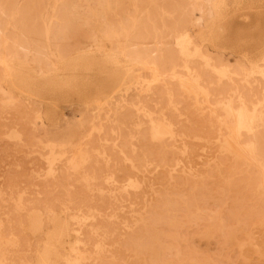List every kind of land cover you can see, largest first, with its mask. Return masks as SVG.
I'll list each match as a JSON object with an SVG mask.
<instances>
[{"label": "rangeland", "instance_id": "1", "mask_svg": "<svg viewBox=\"0 0 264 264\" xmlns=\"http://www.w3.org/2000/svg\"><path fill=\"white\" fill-rule=\"evenodd\" d=\"M35 1L44 63L0 44V264H264V0Z\"/></svg>", "mask_w": 264, "mask_h": 264}, {"label": "bare ground", "instance_id": "2", "mask_svg": "<svg viewBox=\"0 0 264 264\" xmlns=\"http://www.w3.org/2000/svg\"><path fill=\"white\" fill-rule=\"evenodd\" d=\"M15 1L16 0H0V35H2L3 36V33H2V31H3V26H5V22H6V24H7V21H5V20H7L6 18H7V16H9L10 15V11L12 10H10L9 11V9L13 6V5H15ZM34 1L35 0H29V1H26V5H25V7L23 6V8H20V10H21V12H19L20 13V15H17V16H20L19 18H18V21L14 24L15 25V27H13V30L10 32L11 34H10V36L6 39H1L2 40V42L0 43L2 46L1 47H3V49H5L6 51H7V53H12V54H15L16 56L19 54V53H21V52H24L23 54H25V56H27V55H35V57H36V59L40 62V64H41V62H43L44 63V61H43V58L45 57V55H46V50H45V47L44 46H42L43 45V43L41 44V40L40 39H38L37 37H35V35H37V33L39 34V31L38 30H36L37 28H39V29H42L43 30V28L42 27H39V23H37V21H36V23L38 24H36L37 26H35V24H34V22L32 23V19H31V15L30 14H32V13H30V9H32V8H37V6H35V7H33L35 4H34ZM37 1V0H36ZM35 1V2H36ZM149 1V0H148ZM162 1H164V0H162ZM162 1H161V3H162ZM168 1V0H167ZM174 1H177V0H174ZM183 1L184 0H182V3H183ZM38 2V1H37ZM36 2V3H37ZM195 1L193 0V2L192 3H194ZM205 2H207V1H205ZM23 3V2H22ZM22 3H21V6H22ZM38 3H40V1L38 2ZM139 3V2H138ZM141 3V2H140ZM148 3V2H147ZM178 3V2H177ZM179 3H180V1H179ZM178 3V5L180 6L181 4H179ZM187 3V2H186ZM191 2L189 1V3H188V5H186L185 3V5L188 7L189 6V4H190ZM25 4V3H24ZM142 4H143V2H142ZM163 4V3H162ZM172 4H174V3H172ZM184 4H182V6L184 5ZM195 4V3H194ZM40 5H41V3H40ZM144 5V4H143ZM149 5V4H148ZM151 5V4H150ZM149 5V6H150ZM198 5V4H197ZM137 6H139V5H137ZM175 6V5H174ZM195 6V5H194ZM42 7V6H41ZM143 7V6H142ZM185 7V6H184ZM184 7H182L183 9H184ZM186 7V8H187ZM192 6H191V4H190V8H191ZM196 7V6H195ZM40 8V7H39ZM139 8V7H138ZM144 8V7H143ZM175 8H177V7H175ZM185 8V9H186ZM140 9H141V6H140ZM139 9V10H140ZM145 9V8H144ZM178 9V8H177ZM187 9H189V8H187ZM196 9V8H195ZM199 9H200V7H199ZM203 9H204V7H203ZM19 10V9H18ZM41 10H42V8H41ZM148 10V9H147ZM180 11H181V9H179ZM178 10V11H179ZM196 10H198V9H196ZM196 10H193L192 11V9H191V11H192V14L191 15H193L194 14V16H197V14H198V11H196ZM34 11V10H33ZM143 10H141V12H142ZM177 11V12H178ZM188 11H190V10H188ZM190 11V12H191ZM203 10L201 9V12H202ZM40 12V11H39ZM148 12V11H147ZM167 12V11H166ZM170 12V11H169ZM182 12V11H181ZM180 12V13H181ZM185 12V11H184ZM205 12V11H204ZM19 13H17V14H19ZM35 13V12H34ZM140 12H138V14H139ZM187 13V15H188V13L189 12H186ZM206 13V12H205ZM133 14H134V11H133ZM142 14H144L143 12H142ZM149 14H151V13H149ZM156 14V13H155ZM33 15V14H32ZM38 15H39V13H38ZM162 15L164 16V14L162 13ZM182 15V17L185 15H183V14H181ZM181 15H180V17H181ZM200 15V14H199ZM198 15V16H199ZM34 16V15H33ZM140 16V15H139ZM150 16H152V15H150ZM157 16V15H156ZM160 16V15H159ZM162 16V17H163ZM178 17H179V15H177ZM176 16V17H177ZM201 16V15H200ZM202 16H203V13H202ZM37 17H40V16H37ZM154 16H152V18L151 19H154L153 18ZM161 17V18H162ZM166 17V16H165ZM177 17V18H178ZM179 17V18H180ZM180 18V19H184V18ZM189 17V16H188ZM33 18V17H32ZM42 18V17H41ZM149 18V17H148ZM157 17H155V20L157 21V19H156ZM159 18V17H158ZM161 18H159V19H161ZM176 18V19H177ZM198 19H199V17H197ZM12 20H13V18H12ZM31 20V21H30ZM162 20V19H161ZM179 20V19H178ZM187 20V21H186ZM186 20H183L184 22L186 21V22H188V19H186ZM191 20V19H190ZM194 20L195 19H193V22H194ZM200 20V19H199ZM155 21V22H156ZM173 21V20H172ZM182 21V20H181ZM180 21V23H183V21L181 22ZM38 22H39V20H38ZM140 22H142V21H140ZM154 21H152V23H153ZM154 22V23H155ZM163 22H164V18H163ZM175 22H177V20H175ZM190 22H192V20L190 21ZM157 23H159V20L157 21ZM166 23H168V22H166ZM165 23V25H167ZM141 24H143V22L141 23ZM164 24V23H163ZM177 24H178V22H177ZM187 24V23H186ZM153 25V24H152ZM161 25V24H160ZM164 25V26H165ZM169 25V24H168ZM181 25H183V24H181ZM179 26V24H178V29H179V27L181 28H183V26ZM41 26V25H40ZM137 26H140V25H137ZM155 26H157V24L155 25ZM171 26V25H170ZM10 27V26H9ZM129 27V26H128ZM143 27V29L144 28H147V26L145 27L144 25L142 26ZM142 27H137L138 28V30H140V28H142ZM165 27H167V26H165ZM172 27H173V25H172ZM36 28V29H35ZM159 28V27H158ZM164 28V27H163ZM168 28H169V26H168ZM6 29V28H5ZM33 29V30H32ZM142 29V30H143ZM148 29H150V27L148 26ZM151 29H152V27H151ZM160 29H161V26H160ZM8 30V32H9V29H7ZM147 30V29H146ZM170 30H171V28H170ZM33 31H35L34 33H33ZM37 31V32H36ZM141 31V30H140ZM160 31V30H159ZM162 31V30H161ZM7 32V33H8ZM151 32V31H150ZM150 32H149V34H147V33H144V32H142V33H136L137 35H135L136 36V38H135V36H134V38L135 39H129L130 41H131V43H130V45H129V53H128V51L126 50V52L128 53V54H130L131 55V60L132 59H134V60H136V61H138V62H145V64H147V65H149V66H151L155 71L156 70H158V62L157 61H154V60H152V57H151V53H153L154 54V52H153V49H152V47L153 46H150V43H149V40H150V36L152 35H150ZM172 32H174L173 30H172ZM158 33V32H157ZM161 33V32H160ZM9 34V33H8ZM40 34H41V31H40ZM164 34H165V32H164ZM43 35V34H42ZM154 35V34H153ZM162 35V34H161ZM168 35V34H167ZM170 35H172V34H170ZM170 35H169V37L167 36V37H164L163 39H161V41H162V44L163 45H165L166 44V42L169 40V38H170ZM39 36V35H38ZM157 36V35H156ZM1 37V36H0ZM157 37H159V36H157ZM133 38V37H132ZM153 38V37H152ZM151 38V39H152ZM159 39V38H158ZM157 39V40H158ZM159 39V40H160ZM157 40H156V42H157ZM158 40V41H159ZM150 41H152V40H150ZM128 42V41H127ZM127 42H126V44H127ZM128 43V44H129ZM158 43V42H157ZM159 43H161V42H159ZM158 43V44H159ZM157 44V45H158ZM161 45V44H160ZM159 45V46H160ZM126 46H128V45H126ZM0 47V48H1ZM156 47V46H155ZM165 48V47H164ZM21 50V51H20ZM155 51H156V49H155ZM125 52V53H126ZM170 54V53H169ZM173 54V53H172ZM127 55V54H126ZM7 56V55H6ZM162 56V55H161ZM29 57V56H28ZM128 57V56H127ZM166 57H168V56H166ZM173 58V57H172ZM33 60V59H32ZM173 61V60H172ZM175 62V61H174ZM167 63V62H166ZM45 65V64H44ZM40 67H41V65H40ZM176 67V66H175ZM174 67V68H175ZM43 68H44V66H43ZM161 68V67H160ZM170 68V67H169ZM40 72V71H39ZM158 72V71H157ZM194 74V73H193ZM160 76V75H159ZM163 82V81H162ZM199 87V86H198ZM201 87V86H200ZM204 91V90H203ZM204 94V93H203ZM82 126V125H81ZM225 126V125H224ZM76 127V126H75ZM247 131V130H246ZM261 131H264V130H260V132ZM76 132H78V131H76ZM258 133V132H257ZM264 134V133H263ZM247 135V134H246ZM259 136H260V134H258ZM261 135H262V133H261ZM253 136V135H252ZM257 136V135H256ZM77 140V139H76ZM80 140V139H79ZM264 140V139H263ZM260 141L261 142V153L259 152V154L262 156V157H264V141ZM69 141H71V140H69ZM253 145H254V143H253ZM256 145V144H255ZM86 147V146H85ZM255 147V146H254ZM83 148V147H82ZM256 148V151L258 150L257 149V147H255ZM259 148V147H258ZM84 149V148H83ZM86 149V148H85ZM84 149V150H85ZM259 154H258V156H259ZM86 157V156H85ZM82 158V157H81ZM259 159V158H258ZM264 159V158H263ZM78 160V159H77ZM80 160V159H79ZM77 164V163H76ZM264 171V170H263ZM246 172V171H245ZM250 172V171H249ZM248 172V173H249ZM252 173V172H251ZM262 174H264V173H262ZM244 175V174H243ZM246 176V175H245ZM245 176H244V178H245ZM247 178H248V176H247ZM248 180V179H247ZM261 180H262V178H261ZM254 181V180H253ZM260 181V180H259ZM259 181H257V183L259 182ZM241 182H242V180H241ZM262 182H263V180H262ZM260 183V182H259ZM256 186H258V185H256Z\"/></svg>", "mask_w": 264, "mask_h": 264}]
</instances>
